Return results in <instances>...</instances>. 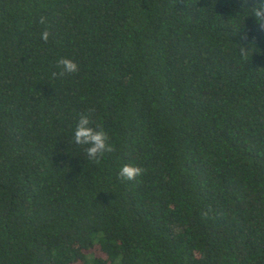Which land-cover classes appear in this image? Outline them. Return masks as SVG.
<instances>
[{"label":"trees","instance_id":"obj_1","mask_svg":"<svg viewBox=\"0 0 264 264\" xmlns=\"http://www.w3.org/2000/svg\"><path fill=\"white\" fill-rule=\"evenodd\" d=\"M256 2L0 0V264H264Z\"/></svg>","mask_w":264,"mask_h":264},{"label":"clouds","instance_id":"obj_2","mask_svg":"<svg viewBox=\"0 0 264 264\" xmlns=\"http://www.w3.org/2000/svg\"><path fill=\"white\" fill-rule=\"evenodd\" d=\"M242 8H248V0H241ZM248 15L254 18V21L264 28V0H257L251 6ZM41 24H45V19L41 18ZM50 37V32L47 28L40 33V38L47 42ZM242 54H247L243 49ZM57 67L60 69L59 75L75 74L79 71V65L72 59L61 57L57 61ZM57 75V73H53ZM94 109H89L87 113H78V120L74 128L73 142L75 145L81 147L85 153L88 161L99 164L106 153H112L116 150L115 146L111 144L110 137L107 131L102 127L94 126L92 120V113ZM144 169L133 164L123 165L118 172V177L121 181H136L144 173Z\"/></svg>","mask_w":264,"mask_h":264}]
</instances>
